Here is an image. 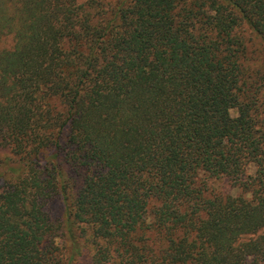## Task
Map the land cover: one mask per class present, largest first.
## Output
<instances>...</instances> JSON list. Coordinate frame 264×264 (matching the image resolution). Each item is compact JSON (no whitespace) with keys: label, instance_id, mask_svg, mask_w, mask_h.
<instances>
[{"label":"trees","instance_id":"obj_1","mask_svg":"<svg viewBox=\"0 0 264 264\" xmlns=\"http://www.w3.org/2000/svg\"><path fill=\"white\" fill-rule=\"evenodd\" d=\"M246 25L264 0H0V264H264Z\"/></svg>","mask_w":264,"mask_h":264},{"label":"rangeland","instance_id":"obj_2","mask_svg":"<svg viewBox=\"0 0 264 264\" xmlns=\"http://www.w3.org/2000/svg\"><path fill=\"white\" fill-rule=\"evenodd\" d=\"M240 32L248 45V53L250 58L249 65L251 66V69L254 71H260L262 74H264V42L247 25L243 26L240 29ZM231 114L233 117H237L238 110H231ZM10 160L13 161L11 165H14L15 160H13V157L9 150L0 148V175H4V172L7 170V165ZM66 171L68 175H70V177L76 178L77 180L79 179L78 175H76V172L70 169V166L66 165ZM253 172L254 169L252 168L251 173ZM212 185L218 190L226 189L234 195L238 193V190L232 189L227 181L214 182ZM49 209L53 217L64 219L65 207L61 197H59L57 200L52 201L49 204ZM59 241V243L63 245L64 241H67V239H60ZM90 258L91 255L89 252H87L84 257L80 259V264H90Z\"/></svg>","mask_w":264,"mask_h":264}]
</instances>
